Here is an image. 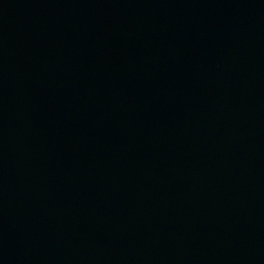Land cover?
<instances>
[{"label":"water","instance_id":"obj_1","mask_svg":"<svg viewBox=\"0 0 264 264\" xmlns=\"http://www.w3.org/2000/svg\"><path fill=\"white\" fill-rule=\"evenodd\" d=\"M0 264H264V0H0Z\"/></svg>","mask_w":264,"mask_h":264}]
</instances>
